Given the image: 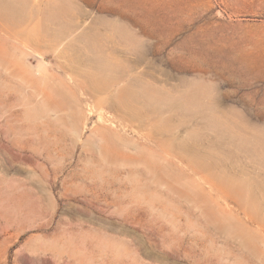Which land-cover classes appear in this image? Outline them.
<instances>
[{
  "label": "rangeland",
  "instance_id": "obj_1",
  "mask_svg": "<svg viewBox=\"0 0 264 264\" xmlns=\"http://www.w3.org/2000/svg\"><path fill=\"white\" fill-rule=\"evenodd\" d=\"M0 264H264V0H0Z\"/></svg>",
  "mask_w": 264,
  "mask_h": 264
}]
</instances>
